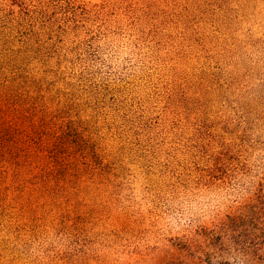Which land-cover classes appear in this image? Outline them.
I'll return each mask as SVG.
<instances>
[{
	"label": "rangeland",
	"instance_id": "rangeland-1",
	"mask_svg": "<svg viewBox=\"0 0 264 264\" xmlns=\"http://www.w3.org/2000/svg\"><path fill=\"white\" fill-rule=\"evenodd\" d=\"M0 264H264V0H0Z\"/></svg>",
	"mask_w": 264,
	"mask_h": 264
},
{
	"label": "trees",
	"instance_id": "trees-1",
	"mask_svg": "<svg viewBox=\"0 0 264 264\" xmlns=\"http://www.w3.org/2000/svg\"><path fill=\"white\" fill-rule=\"evenodd\" d=\"M57 136H58V135H57L56 132L54 131V132L52 133V139H53V138L56 139Z\"/></svg>",
	"mask_w": 264,
	"mask_h": 264
}]
</instances>
